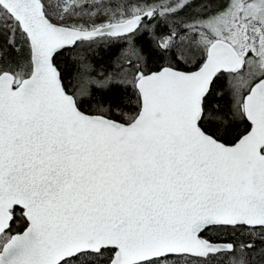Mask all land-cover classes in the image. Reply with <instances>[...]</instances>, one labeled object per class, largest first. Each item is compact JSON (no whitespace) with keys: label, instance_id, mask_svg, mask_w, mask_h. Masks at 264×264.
I'll return each instance as SVG.
<instances>
[{"label":"snow or ice","instance_id":"obj_1","mask_svg":"<svg viewBox=\"0 0 264 264\" xmlns=\"http://www.w3.org/2000/svg\"><path fill=\"white\" fill-rule=\"evenodd\" d=\"M0 264H264V0H0Z\"/></svg>","mask_w":264,"mask_h":264}]
</instances>
